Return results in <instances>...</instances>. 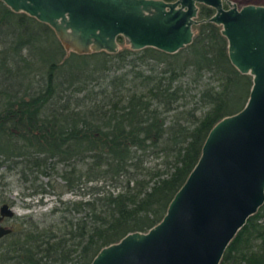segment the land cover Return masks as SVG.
Listing matches in <instances>:
<instances>
[{"label": "trees", "instance_id": "trees-1", "mask_svg": "<svg viewBox=\"0 0 264 264\" xmlns=\"http://www.w3.org/2000/svg\"><path fill=\"white\" fill-rule=\"evenodd\" d=\"M213 11L199 4L197 18ZM220 28L194 24L173 53L122 45L62 59L48 24L0 0V167L50 175L62 163L61 181L35 187L56 202L39 218L15 216L0 264H89L161 219L211 126L249 94L251 75L230 62ZM218 264H264V201Z\"/></svg>", "mask_w": 264, "mask_h": 264}, {"label": "water", "instance_id": "water-1", "mask_svg": "<svg viewBox=\"0 0 264 264\" xmlns=\"http://www.w3.org/2000/svg\"><path fill=\"white\" fill-rule=\"evenodd\" d=\"M48 24L67 51L152 46L173 53L192 41L193 25L211 21L227 40L230 62L252 83L244 105L209 129L200 155L159 221L102 246L89 264H218L264 201V4L230 0H1ZM224 2L228 5L224 6ZM199 4L213 8L198 19ZM0 204V238L11 232Z\"/></svg>", "mask_w": 264, "mask_h": 264}, {"label": "rangeland", "instance_id": "rangeland-1", "mask_svg": "<svg viewBox=\"0 0 264 264\" xmlns=\"http://www.w3.org/2000/svg\"><path fill=\"white\" fill-rule=\"evenodd\" d=\"M238 7L245 3H257L264 4V0H230ZM224 6L228 5L224 2ZM194 30V29H193ZM127 45L124 40L119 43V46ZM119 47V48H120ZM23 52V51H22ZM70 55V51L65 52L62 59ZM193 101L194 97L189 95L187 97ZM62 163H58L57 166L50 170V175H45L38 171H30L25 169L23 173L18 171V168H7L5 166L0 167V204L4 201L10 203L13 206L15 213L11 217H5L3 223L11 226L15 222V216L24 213H33L39 218L44 212H47L51 206L56 202V195L53 192H35L37 185H42L48 189L46 183L51 181L56 185L58 181H61L60 171ZM37 176V178L35 177ZM35 177V178H34ZM40 188V187H39ZM55 191L57 188H53ZM52 189V190H53ZM75 194L66 192L63 197H74ZM1 239V238H0Z\"/></svg>", "mask_w": 264, "mask_h": 264}]
</instances>
